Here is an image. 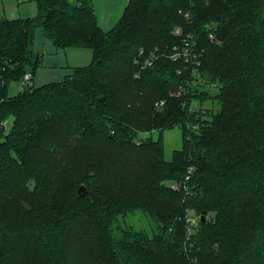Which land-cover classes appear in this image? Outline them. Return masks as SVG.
<instances>
[{
  "label": "trees",
  "instance_id": "trees-1",
  "mask_svg": "<svg viewBox=\"0 0 264 264\" xmlns=\"http://www.w3.org/2000/svg\"><path fill=\"white\" fill-rule=\"evenodd\" d=\"M33 1L0 17V264H264V0H128L107 32L93 0ZM38 28L90 64L34 87Z\"/></svg>",
  "mask_w": 264,
  "mask_h": 264
},
{
  "label": "rangeland",
  "instance_id": "rangeland-1",
  "mask_svg": "<svg viewBox=\"0 0 264 264\" xmlns=\"http://www.w3.org/2000/svg\"><path fill=\"white\" fill-rule=\"evenodd\" d=\"M127 2L128 0H93L95 15L101 30L107 32L116 24ZM36 13L37 8L33 0H0V17L25 19L35 17ZM33 49L42 56L41 65L32 77L33 86L36 88L61 82L65 76L72 72V69L87 66L91 62L92 53L90 50L56 49L43 37L39 28L35 31ZM21 90V83H9L7 95L9 97L16 96ZM192 105L202 112L203 118L206 120L220 110V105L215 100H194ZM162 136L164 158L166 161H170L172 153L179 150L182 145L180 130L178 128L165 130ZM152 137L156 139L157 133H153ZM152 223L141 212H136L134 215L120 220V224L124 228H132L149 234H151Z\"/></svg>",
  "mask_w": 264,
  "mask_h": 264
},
{
  "label": "built area",
  "instance_id": "built-area-1",
  "mask_svg": "<svg viewBox=\"0 0 264 264\" xmlns=\"http://www.w3.org/2000/svg\"><path fill=\"white\" fill-rule=\"evenodd\" d=\"M174 33L177 34V35H180V29H178V28L175 29ZM191 46L192 45L190 43L184 42L183 46L181 48L177 47V48L173 49V52L169 55V58L174 60V61L182 59V58H184L185 61L193 60L195 58V55L191 52V49H192ZM135 63L137 64V62H135ZM152 63H153V56L150 59H146L144 61L143 66H148L149 67V66L152 65ZM28 85H30V80H29V76L26 75L24 77L23 86H28ZM7 123H8L7 121L3 122V126H6ZM171 188L173 190H179L180 187H179L178 184H173V185H171ZM187 222H188V225H189L188 227H190L192 225L194 226L197 223V219L193 218V217H189L187 219Z\"/></svg>",
  "mask_w": 264,
  "mask_h": 264
},
{
  "label": "water",
  "instance_id": "water-1",
  "mask_svg": "<svg viewBox=\"0 0 264 264\" xmlns=\"http://www.w3.org/2000/svg\"><path fill=\"white\" fill-rule=\"evenodd\" d=\"M81 191H83L82 194H81ZM77 193H78V195H80V194H81V195H84V193H85V189H84L83 187H80ZM200 216H201V217H200L201 223H203L204 218H205V212L203 211V212L201 213Z\"/></svg>",
  "mask_w": 264,
  "mask_h": 264
}]
</instances>
